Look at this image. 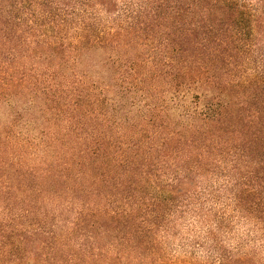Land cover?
Instances as JSON below:
<instances>
[{"label":"trees","instance_id":"1","mask_svg":"<svg viewBox=\"0 0 264 264\" xmlns=\"http://www.w3.org/2000/svg\"><path fill=\"white\" fill-rule=\"evenodd\" d=\"M0 264H264V0H0Z\"/></svg>","mask_w":264,"mask_h":264}]
</instances>
